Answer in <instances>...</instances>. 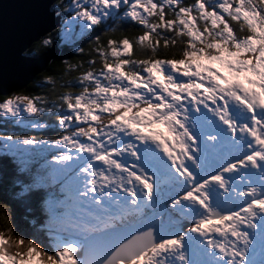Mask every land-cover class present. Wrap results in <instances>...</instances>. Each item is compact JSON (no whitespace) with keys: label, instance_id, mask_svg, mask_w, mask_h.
Here are the masks:
<instances>
[{"label":"snow or ice","instance_id":"obj_1","mask_svg":"<svg viewBox=\"0 0 264 264\" xmlns=\"http://www.w3.org/2000/svg\"><path fill=\"white\" fill-rule=\"evenodd\" d=\"M43 8L74 62L0 100L58 130L0 136V264H264V0Z\"/></svg>","mask_w":264,"mask_h":264},{"label":"water","instance_id":"obj_2","mask_svg":"<svg viewBox=\"0 0 264 264\" xmlns=\"http://www.w3.org/2000/svg\"><path fill=\"white\" fill-rule=\"evenodd\" d=\"M45 0H0V97L20 91L57 54L56 42L35 58L24 52L53 31Z\"/></svg>","mask_w":264,"mask_h":264},{"label":"trees","instance_id":"obj_3","mask_svg":"<svg viewBox=\"0 0 264 264\" xmlns=\"http://www.w3.org/2000/svg\"><path fill=\"white\" fill-rule=\"evenodd\" d=\"M190 2H194V0H185V3H190ZM124 34L128 35L129 38H131L134 35L139 34V31L133 30V29H127ZM119 35L120 33H117V36ZM52 39L58 41V44L60 45L61 50L53 59H51L48 62L44 70L38 73L34 77L35 78L34 81H40L42 80L43 76L49 75V74L55 78L58 75V73L63 70L62 61L74 62V57L72 55L66 54L69 51V45L59 42V39L56 37L55 32H52ZM39 41L34 42L25 51L24 54L29 57H33V58L43 54L47 50L48 47L46 48L40 47L38 43ZM178 44H179V41H178ZM81 47H85V49L87 50L88 46L85 43V44H82ZM173 51H176V50L172 49L170 46L168 50V55L165 58H171V53ZM136 58H141V57H136ZM177 58H178V55H177ZM76 75H78L77 72L72 73V77H75ZM32 83H29L24 90H21V93L29 94V95H44L45 90L53 88V85H49V84H45L43 89L34 88L32 87ZM5 98L6 97L2 96L0 97V100H3ZM37 120L39 121V123L46 122L45 117L37 118ZM48 122L50 123V121ZM0 130L2 134L12 135V136L27 135V136H32L37 139H40L43 137L54 138L57 136V131H58V130L52 129L51 127L45 128V129H27V128L20 129L19 127L14 126L10 122L6 120H1V119H0ZM4 156H5V153L0 152V159H3ZM38 166L39 165L37 164H33V167H38ZM0 180H2V176H0ZM35 215L36 213L34 211L29 210L27 201L20 203V204H13L12 221L19 229L26 231V232L31 231L33 227L31 221L33 220V217ZM4 227H5L4 222L2 219H0V230H2Z\"/></svg>","mask_w":264,"mask_h":264},{"label":"rangeland","instance_id":"obj_4","mask_svg":"<svg viewBox=\"0 0 264 264\" xmlns=\"http://www.w3.org/2000/svg\"><path fill=\"white\" fill-rule=\"evenodd\" d=\"M167 18V17H166ZM58 38V37H57ZM59 39V38H58ZM59 42H61L60 41V39H59ZM62 43V42H61ZM12 94H14V93H11L10 95H12ZM16 94H21V95H23V93H16ZM9 96V95H8ZM7 96V97H8ZM1 119H4V118H2V117H0ZM22 119L23 120H25V121H27V120H29V119H31V117H29L27 114H24L23 115V117H22ZM4 120H11V118H9V119H4ZM37 122H39V121H37ZM27 126L26 124H24V123H21V124H19L18 125V127L20 128V129H25V128H27V129H32V128H30L29 126V128L28 127H24V126ZM3 135H7V134H2L1 133V131H0V136H3ZM20 147L21 148H25V147H30V146H24V145H20ZM0 151H4V152H6V150L4 149V147H3V141H0ZM48 155H47V153H44V155H41L40 153H39V155H37L36 156V160L38 161V162H42V163H44V159H43V157H47ZM33 164H36V163H33Z\"/></svg>","mask_w":264,"mask_h":264},{"label":"clouds","instance_id":"obj_5","mask_svg":"<svg viewBox=\"0 0 264 264\" xmlns=\"http://www.w3.org/2000/svg\"><path fill=\"white\" fill-rule=\"evenodd\" d=\"M52 32H53V31H51V33H52ZM46 35H47V34H46ZM46 35H45V36H46ZM45 36H43L41 39H43ZM41 39H40V40H41ZM48 47H49V46H48ZM24 53H25V52H24ZM24 55H25V54H24ZM34 79H35V78H34ZM34 79H33L30 83H32V82L34 81ZM23 90H24V89H23ZM10 94H11V93H10ZM10 94H9V95H10ZM23 94H24V93H23ZM7 96H8V95H7ZM7 96H5V97H7ZM1 97H2V96H1Z\"/></svg>","mask_w":264,"mask_h":264}]
</instances>
